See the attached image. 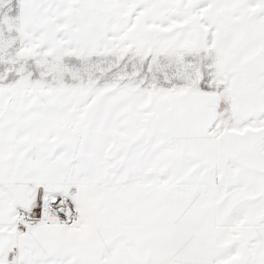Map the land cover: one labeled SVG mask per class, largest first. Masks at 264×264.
Returning <instances> with one entry per match:
<instances>
[{
	"label": "snow or ice",
	"instance_id": "obj_1",
	"mask_svg": "<svg viewBox=\"0 0 264 264\" xmlns=\"http://www.w3.org/2000/svg\"><path fill=\"white\" fill-rule=\"evenodd\" d=\"M0 264H264V0H0Z\"/></svg>",
	"mask_w": 264,
	"mask_h": 264
}]
</instances>
